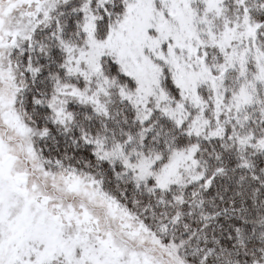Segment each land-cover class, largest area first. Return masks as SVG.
<instances>
[{
  "label": "snow or ice",
  "instance_id": "snow-or-ice-1",
  "mask_svg": "<svg viewBox=\"0 0 264 264\" xmlns=\"http://www.w3.org/2000/svg\"><path fill=\"white\" fill-rule=\"evenodd\" d=\"M0 264H264V0H0Z\"/></svg>",
  "mask_w": 264,
  "mask_h": 264
}]
</instances>
